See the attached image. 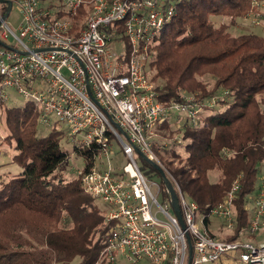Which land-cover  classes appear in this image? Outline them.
I'll return each instance as SVG.
<instances>
[{
  "label": "built area",
  "instance_id": "1",
  "mask_svg": "<svg viewBox=\"0 0 264 264\" xmlns=\"http://www.w3.org/2000/svg\"><path fill=\"white\" fill-rule=\"evenodd\" d=\"M1 1L0 99L8 100L14 91L38 110L41 124L49 125L53 115L72 136H82L73 146L86 165L75 176L83 192L103 204L108 226L95 264H119L120 259L123 264H223L229 259L264 264V236L256 245L247 240L264 229V154L253 207H244L247 226L233 241L210 235L203 224L207 216L233 231L237 181L207 215L175 185L182 228L169 213L170 202L161 199L159 182L146 177L135 160L138 154L163 170L156 152L181 140L177 133L168 139L161 126L174 125L169 120L177 117L181 129L200 117L201 106L191 96L160 102L150 79L157 37L171 22L176 0ZM86 3L89 13L74 32L73 19ZM263 4L250 15L257 16ZM13 6L15 30L7 24ZM114 141L123 160L117 167L112 165ZM262 148L264 153V141Z\"/></svg>",
  "mask_w": 264,
  "mask_h": 264
},
{
  "label": "trees",
  "instance_id": "2",
  "mask_svg": "<svg viewBox=\"0 0 264 264\" xmlns=\"http://www.w3.org/2000/svg\"><path fill=\"white\" fill-rule=\"evenodd\" d=\"M262 3L176 0L150 64L160 102L191 96L201 106L196 125L161 126L168 139L177 133L181 140L171 141L159 157L170 185L207 215L238 183L234 228L218 237L223 241L239 238L247 226L244 207L256 192L264 154V36L232 35L228 27ZM89 8L86 3L77 10L74 32L83 27ZM217 17L230 24L216 25ZM38 117L32 104L0 99V145L12 146L10 161L21 168L17 174H0V264H95L106 240L105 208L83 192L76 176L60 171L68 156L62 148L69 141L66 132L44 133ZM150 168L161 185V199L170 202L158 172ZM210 221L204 218L207 230Z\"/></svg>",
  "mask_w": 264,
  "mask_h": 264
},
{
  "label": "rangeland",
  "instance_id": "3",
  "mask_svg": "<svg viewBox=\"0 0 264 264\" xmlns=\"http://www.w3.org/2000/svg\"><path fill=\"white\" fill-rule=\"evenodd\" d=\"M259 12L260 13L257 16L256 15H250V14H247L246 16L244 15L242 18H238L234 24H230L229 19L223 18V17L222 18H218V17L214 18L213 21L216 25H218L220 23L230 24L228 27V31L232 35H239V34H244V33H256V34H260V35L264 36V6L260 8ZM17 19H18L17 10H16L15 6H13L11 15L9 16V18L7 20V24L9 25V27L12 30H15V28H16ZM8 99L12 100L13 103H15V104H20V105L25 104L24 97L17 94L14 91H9ZM49 119H50V123L48 126L45 127L42 124L39 126V128H41L44 133L49 132L53 128L61 129V130H64L66 132V136L68 137L69 141H68V143H64L62 148H64V150L67 152L68 156H67V159L61 164L60 171L65 175H69L70 173H72V176H75V170H77V169L81 170L86 165V163H85V161H83L81 155L74 150V146H73L77 142L82 140V136L79 134L72 136L69 133L67 124L63 121H60L59 119L57 120V118L55 116L50 115ZM169 122L171 124H174V125H180L182 123V120H180L177 117H171ZM3 136H4V126L0 122V141H1V137H3ZM112 145L116 150V155L114 157H112V159H113L112 165L115 164L116 167L121 166V164L123 163V160L120 159V157H121L120 146L116 141L112 142ZM12 154H13L12 146L11 147L6 146L5 144L0 145V165H1L0 166V174H3V173L4 174L5 173L17 174L21 171V168L18 165H16V163H13L10 161V156ZM156 154L158 157L164 156L162 151L156 152ZM135 160H136V162L140 168V171L143 172V174L146 177L151 175L154 180L157 179L152 174L153 171L150 168V164L143 157H141L138 154H135ZM215 178H216V174H212L211 179L214 180ZM155 182H156V180H155ZM252 198H253V196H252ZM249 200L250 201L248 203L249 204L248 206H250V208H252L253 206L250 204L251 199H249ZM168 210H169L170 214H174L171 206L168 207ZM210 220H211L210 221L211 226H209V231L212 232L214 236H216L217 238L218 237L221 238L222 236H225V235L228 236V234H230V231H228L225 228H222V226L220 227L221 222L219 220H216L213 218ZM263 236H264V229H260L255 234L249 236L247 238V240L256 245V243H259L262 241ZM119 264H123V261L121 259L119 261ZM138 264H149V263L145 260H142Z\"/></svg>",
  "mask_w": 264,
  "mask_h": 264
},
{
  "label": "water",
  "instance_id": "4",
  "mask_svg": "<svg viewBox=\"0 0 264 264\" xmlns=\"http://www.w3.org/2000/svg\"><path fill=\"white\" fill-rule=\"evenodd\" d=\"M2 1L0 0V3ZM10 6V3H8ZM9 10V8H8ZM7 10V12H8ZM4 19V18H3ZM148 163L150 164V166H152V168L158 172L160 179L165 187V189L167 190V193L169 195L170 199V206L173 210V213L175 214V216L177 217L181 227L183 228L185 225H183L182 220H181V215H180V210H179V205H178V199L176 196V193L172 187V185H170L171 183L169 182V180L167 179V177L165 176V174L163 173V171L154 163L148 161ZM190 252H191V246L189 245V261H190ZM188 261V263H189Z\"/></svg>",
  "mask_w": 264,
  "mask_h": 264
},
{
  "label": "crops",
  "instance_id": "5",
  "mask_svg": "<svg viewBox=\"0 0 264 264\" xmlns=\"http://www.w3.org/2000/svg\"><path fill=\"white\" fill-rule=\"evenodd\" d=\"M223 264H238L237 262H234V261H232V260H225L224 262H223Z\"/></svg>",
  "mask_w": 264,
  "mask_h": 264
}]
</instances>
